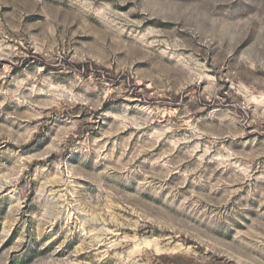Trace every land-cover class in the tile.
<instances>
[{"label": "rangeland", "instance_id": "obj_1", "mask_svg": "<svg viewBox=\"0 0 264 264\" xmlns=\"http://www.w3.org/2000/svg\"><path fill=\"white\" fill-rule=\"evenodd\" d=\"M0 264H264V0H0Z\"/></svg>", "mask_w": 264, "mask_h": 264}]
</instances>
